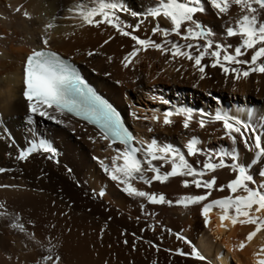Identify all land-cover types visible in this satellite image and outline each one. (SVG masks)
<instances>
[{"label":"bare ground","instance_id":"obj_1","mask_svg":"<svg viewBox=\"0 0 264 264\" xmlns=\"http://www.w3.org/2000/svg\"><path fill=\"white\" fill-rule=\"evenodd\" d=\"M77 2L79 0H0V36L4 37L0 39V117L18 142L24 143L26 138L30 137L27 102L22 98L26 56L33 49L42 47L41 39L45 35L50 36V50L80 66L91 84L113 103L135 135L140 137L155 136L177 146L186 142L187 133L182 128V118L175 117L176 123L171 128L153 125L150 120L154 114L153 109L159 110L156 114H161L170 106H185L193 110L207 111H215L222 107L242 119L246 118L248 111L264 114V75L257 73L252 74L247 80L234 81L229 78L225 81L218 69L209 68L207 71L210 78L201 81L198 80V74H193L188 62H184V68L178 72L176 67L179 61L170 64L165 57L153 50L140 53L138 62L125 69L121 59L131 50L134 42L129 37L120 36L108 26L101 25L99 29L90 26L77 27L81 23L79 20L73 19L75 23L71 26V22H65L66 19H56L54 23L58 27L48 32L44 31L45 25L53 22L54 16H69L67 8ZM127 3L133 9L141 10V6L149 3V0H127ZM21 5H23L21 12H16L15 8ZM24 11L30 14L31 19L23 16ZM238 14V8L233 6L229 15L236 18ZM124 18L131 23L136 22L131 17ZM200 18L217 33L223 31L222 21L218 20L211 10ZM154 23L146 21L141 26V31L135 34L142 38L151 36L150 29ZM161 25L170 26L164 20H161ZM105 40L110 42L101 48ZM89 51L103 55L89 57L87 55ZM108 56L113 57L111 63L107 60ZM152 96H163L171 104L163 105L158 100H153ZM187 96H190L191 102L187 101ZM133 111L140 117L149 119H134L131 115ZM36 119L37 123L32 127L59 150L61 163L56 165L41 156L31 159L26 164L16 163L8 155L12 150L6 143L0 141V167L9 169L8 172L0 174V185L13 186L1 187L0 202L4 201L3 204L9 212L20 214L22 223L25 225L31 223L30 225L34 226L29 228L32 229L30 233L35 234V241L47 245L48 237H51L52 244L58 246L60 250V264H130L131 259L134 260L133 264H145L144 251L130 250L129 244H133V238L129 237V233H136L137 237L142 236L143 240L155 243L158 241L169 243V240L173 239V235L162 233L159 227L156 232L150 230L141 232V229L147 227V223L152 222V218H143L139 203L120 192L93 159V157L104 159L113 155L107 147V142L99 138V132L70 117L64 118L68 126L42 118ZM150 126L155 128L154 132H148ZM218 127L219 125H210L204 130L197 128L194 134L204 139L210 146L227 144V141L218 139L220 133L215 131ZM89 136L95 137L96 143H92ZM241 149L243 150L242 145ZM65 165L72 168L71 175L65 171ZM219 177L218 184L226 183L231 174L224 170L220 172ZM138 186L144 187L142 184ZM101 189L106 191V196L103 199L93 197L92 191ZM149 190L162 192L173 200L189 192H202L184 189L179 178H173L163 185L154 183ZM226 194L227 191L224 193L213 191L209 200L221 198ZM148 207L154 213L159 212L158 216H155L158 225L173 228L177 232L184 229L189 236L193 233L188 227L199 217L202 218L204 230L198 238V249L207 260L196 264H256L254 253L264 247L262 232L258 233L243 250H239V242L246 238L253 226L233 227L230 222H225L227 227H217L220 224L218 210L210 213L211 223L205 226L200 206L188 209L176 206ZM138 216H141L139 221L136 219ZM3 224L6 225V221L0 224V241L3 240L9 245L12 239L9 232L2 230ZM125 229L128 233L126 237L121 235ZM19 238L23 239L21 236ZM125 238L129 246L122 244ZM23 241L10 245L11 249L6 248L5 252L11 251L14 256H22L23 262L28 260L29 257L23 253L25 251L22 247L25 244L21 245L25 242ZM139 246L145 251L147 249L148 254L152 249L146 243L137 244V247ZM115 253L116 257L113 258ZM3 260L2 262L0 260V264H3ZM177 260L179 263L190 264L188 261ZM35 261L36 258L33 263Z\"/></svg>","mask_w":264,"mask_h":264},{"label":"snow or ice","instance_id":"obj_2","mask_svg":"<svg viewBox=\"0 0 264 264\" xmlns=\"http://www.w3.org/2000/svg\"><path fill=\"white\" fill-rule=\"evenodd\" d=\"M233 6L239 10L236 18L229 15ZM22 8L23 5L18 6L15 11L21 12ZM209 10L222 21L221 33L201 20L200 17L208 14ZM67 12L70 14L67 17L54 16L53 22L45 25L44 31L58 27L54 23L56 19H78L81 23L77 27L99 29L101 25L108 26L134 42L131 50L121 59L125 69L138 62L140 53L153 50L170 64L179 61L176 67L178 72L184 68V62H188L193 74H198V80L201 81L210 78L207 71L209 68L218 69L225 81L229 78L234 81L247 80L257 73L264 75V0H149V3L141 6V10L133 9L127 0H79L67 8ZM23 16L31 19L27 11L23 12ZM124 17H131L136 22L131 23ZM161 20L167 21L170 26H162ZM146 21L155 23L150 29L151 36L142 38L135 33L141 31ZM3 38L0 36V39ZM49 40L50 36H43L42 47L33 49L25 61L23 97L27 101L30 137L24 143L18 142L0 117V141L12 150L8 153L11 159L26 164L41 156L60 165L59 150L32 126L37 123L36 118L68 126L64 118L76 117L95 126L99 138L107 142L108 149L113 153L104 159L93 157L104 175L120 192L139 203L143 218H152V222L147 223L141 232H156L159 227L162 233L173 235L177 241L184 242L191 249L190 252L182 248L165 251L197 261L207 260L186 236L158 225L155 222L157 213L151 211L149 205L184 209L200 206L205 226L211 223L210 213L213 210H218L220 224L217 227H227L225 222H230L233 227L253 226L246 238L239 242V250H243L258 233L264 232V114L248 111L246 118L242 119L222 107L207 111L170 106L161 114H156L159 110L153 109L154 114L150 120L153 125L171 128L176 123L175 117L182 118V128L187 133L183 145L177 146L155 136L144 138L134 135L126 126L121 113L88 85L75 66L50 50ZM109 42L105 40L101 48ZM98 54L103 55L95 51L87 53L89 57ZM107 60L111 63L113 57L108 56ZM151 98L163 105L171 104L163 96ZM131 115L137 120L149 119L140 117L135 111ZM210 125H219L215 130L220 133L218 139L227 141V144L210 146L194 134L197 128L204 130ZM154 131L153 126L148 127V132ZM89 140L96 143L95 137L89 136ZM64 167L71 175L72 168L67 165ZM224 170L231 174V178L226 183L218 184L219 174ZM8 171V168L0 167V174ZM173 178H179L184 189L202 192H189L173 200L162 192L149 190L154 183L167 184ZM141 184L144 187L138 186ZM213 191H227V194L209 200ZM106 194L104 189L92 191L93 197L99 199H103ZM0 217L9 218L11 228L26 234L29 239H35V234L29 233L21 222V215L9 212L2 203ZM136 219L139 221L141 216ZM102 235L103 230L101 238ZM121 235L126 237L127 230L121 232ZM131 235L134 238L132 251H136L137 241L143 240V237H137L136 233ZM143 242L156 252L160 251L158 244L148 240ZM48 244V254L42 257L44 264H60V256L54 251L51 237H48ZM123 244L128 245L127 238ZM254 256L256 264H264V247L255 252Z\"/></svg>","mask_w":264,"mask_h":264},{"label":"rangeland","instance_id":"obj_3","mask_svg":"<svg viewBox=\"0 0 264 264\" xmlns=\"http://www.w3.org/2000/svg\"><path fill=\"white\" fill-rule=\"evenodd\" d=\"M8 8H10V7H8ZM10 10V9H9ZM66 20H68V21H66ZM65 20V22H71V26H73L74 25V23H73V19L71 20H69V19H66ZM76 20H78V19H74V21H76ZM213 29V28H212ZM187 101L188 102H191V98H190V96H187ZM198 103V102H197ZM229 106L230 107H232V105H231V103H229ZM39 119V118H38ZM2 188L0 187V190H1ZM3 201V200H2ZM0 202V203H4V201L3 202ZM158 214H159V212H158ZM158 214L156 215V217L158 216ZM198 218V217H197ZM199 219V220H198ZM197 219V221H195L194 223H192V225L191 226H189L188 228H189V230H191L192 231V236H189L188 235V233H187V231H185L184 229H181V231L180 232H177V231H175V229H173V228H170V229H172V230H174L173 232H177V233H183V235L184 236H186L187 237V239L188 240H190L191 242H192V244L193 245H195L197 248H198V238H199V236H200V234H202V232H203V228H204V224L202 223V218H198ZM2 221H6V225L5 224H3V226H2V230H5V231H7V232H9V234H10V237H11V239H12V242L8 245V243L7 242H4L3 240H1L0 241V250H1V253L0 254H2V255H0V260H1V262H2V260H3V258L5 259V258H7V260L9 261H7L6 259L5 260H3V264H11V263H16V262H18V264L20 263V264H38L37 263V261L40 263H42V262H44L41 258L43 257V256H40L41 254H44V256L45 255H47V251H46V248L49 246V244H47V245H45V244H42V243H40V244H38V243H36V241H35V239L34 240H32V239H29L28 238V236L26 235V234H24V233H19V231L18 230H16V229H13V228H11V226H10V224H11V221H10V219L9 218H3V217H0V224L2 223ZM199 221V222H198ZM198 222V223H197ZM29 224V223H28ZM25 225V226H28V227H26L27 228V230L29 231V233L31 232V230H30V228H34V226L33 225ZM196 225V226H195ZM198 225V226H197ZM31 226V227H30ZM203 226V227H202ZM30 227V228H29ZM196 229V230H195ZM195 230V231H194ZM199 231V232H198ZM194 232H196V233H194ZM133 232H131V233H129V237L131 236V238H133V236L131 235ZM19 234V235H18ZM23 234V235H22ZM25 235V236H24ZM21 236V237H23V239L22 238H19V237ZM195 237H196V239H195ZM19 239H21V240H19ZM25 242H27V243H25ZM27 240V241H26ZM133 240H134V238H133ZM175 240V241H174ZM24 242V243H21V245L22 244H25V245H22V247H23V249L25 250L23 253H24V255H26V256H28L29 257V261L28 260H26V261H28V262H26V261H22V256H19V255H16V256H14V254L11 252V251H7V252H5L6 251V248H7V250L8 249H11V247H10V245H16V244H19L20 242ZM148 241H150V240H148ZM170 242V244L167 242V243H162L161 241H158V243L156 242V244H158L161 248H160V251L159 252H156L155 251V249L154 248H152L151 249V251L149 250V254L147 253L148 252V250L146 249V251L143 249V247H137V249L138 250H141V251H144V253H145V256H144V258H143V261H144V263L145 264H184V263H182V262H180L179 263V261L177 260V259H180V260H184V261H188V262H190V264H196V263H200V262H202V261H197V260H195V259H193V258H191V257H181V256H178V255H174V254H172V253H170V252H168V251H165V248L167 249L168 247H169V249H178V248H182L185 252H189L191 249H190V247H188L187 246V244H185L184 242H182V241H180V242H178L176 239H175V237L173 236V239L172 240H169ZM172 241V242H171ZM197 243H196V242ZM152 242H154V241H152ZM142 244V243H144L143 241H137V244ZM155 243V242H154ZM175 243V244H174ZM181 243V244H180ZM122 244H123V242H122ZM129 244V243H128ZM145 244V243H144ZM177 244V245H176ZM6 245V246H5ZM131 247H130V250H132V245L131 244H129ZM129 245H125V246H129ZM148 245V244H147ZM162 245V246H161ZM174 245H175V247H174ZM181 245H183V246H181ZM186 245V246H185ZM171 246V247H170ZM178 246V247H177ZM174 247V248H173ZM163 248V249H162ZM187 248V249H186ZM59 248H58V246H56L55 245V248H54V251L56 252V253H58V255L60 254L59 252H60V250H58ZM109 249H111L110 247H109ZM136 249V251H138ZM4 250V251H3ZM187 250V251H186ZM43 251V252H42ZM136 251H134V252H136ZM2 252H4V253H2ZM10 255H12V256H10ZM40 255H39V254ZM155 253H156V255H155ZM147 254V255H146ZM39 255V256H38ZM116 253L115 254H113V258H115L116 256ZM160 255V256H159ZM163 255V256H162ZM167 255V256H166ZM151 258H150V257ZM158 256V257H157ZM11 257V258H10ZM19 257H21V258H19ZM41 257V258H40ZM148 257V258H147ZM16 258V259H15ZM34 258V259H33ZM35 258H36V261L33 263V261L35 260ZM37 258H38V260H37ZM150 258V259H149ZM169 258V259H168ZM12 259H13V261H12ZM41 259V260H40ZM33 260V261H32ZM4 261H6V263H4ZM10 261H12V262H10ZM22 261V262H21ZM32 262V263H31ZM129 262H130V264H133L134 263V260H129ZM17 264V263H16ZM42 264H44V263H42Z\"/></svg>","mask_w":264,"mask_h":264}]
</instances>
